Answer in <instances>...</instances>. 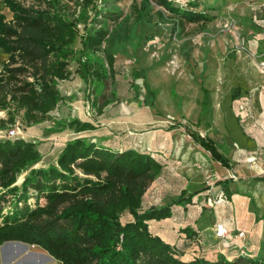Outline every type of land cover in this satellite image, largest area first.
Returning a JSON list of instances; mask_svg holds the SVG:
<instances>
[{"label":"trees","instance_id":"1","mask_svg":"<svg viewBox=\"0 0 264 264\" xmlns=\"http://www.w3.org/2000/svg\"><path fill=\"white\" fill-rule=\"evenodd\" d=\"M177 1L140 0L133 5L132 34L138 25L144 31L139 34L135 51L143 38H154L147 29L159 23L152 19L151 11L156 6L177 17L174 31L185 21L204 23L212 18L209 12L213 7L204 0ZM77 2L81 7L79 15L69 18L60 7L61 0H37L30 4L1 0L7 11L0 10V52L6 55V64L0 68V110L5 112V116H0V130L14 125L19 113L26 125L49 118L62 99L60 81L72 76L69 65L73 59L78 63L77 74L87 84L96 82L104 89L108 82L116 81V54L129 55L127 36L121 42L124 27L110 33L108 19L118 22L114 15L120 8L115 0ZM156 11L161 20L167 19L160 8ZM79 23L83 24L82 30ZM140 73L128 74L134 98L155 108L157 89ZM140 77L143 90L135 80ZM202 90L201 114L208 115L211 94L207 87ZM110 92L111 96L93 99L97 114L104 113L106 106L118 99L116 90ZM239 96L240 90L235 88L232 99ZM157 113L162 114L159 109ZM200 122L195 125L200 126ZM206 124L210 126V122ZM57 125L69 126L76 132L95 127L79 118L58 121ZM187 130L196 143L210 152L212 159L233 167L228 144L218 132L202 136L199 131L189 127ZM151 151L105 146L93 137L77 135L67 140L55 162L36 167L42 158L36 141L1 137L0 245L6 241L37 245L59 264H264L262 246L255 255L218 252L214 258L199 254L188 259L182 246L172 245L153 233L151 220L172 217L174 205L184 206L209 186L187 195L182 190L166 206L140 210L144 194L164 171L160 156ZM255 178L264 180V175ZM231 181L233 178H225L216 183L228 187ZM227 197H231L230 192ZM124 214H130L132 219L123 221ZM182 228L193 244L200 245L198 231L189 225Z\"/></svg>","mask_w":264,"mask_h":264},{"label":"rangeland","instance_id":"2","mask_svg":"<svg viewBox=\"0 0 264 264\" xmlns=\"http://www.w3.org/2000/svg\"><path fill=\"white\" fill-rule=\"evenodd\" d=\"M20 1L30 4L37 0ZM204 1L213 7L209 12L212 18L204 23L185 21L184 25H178L177 31L172 30L177 17L163 7H154L152 19L159 23L153 29H147L154 38H143L140 48L135 51L139 34H144L140 25L132 34L133 5L139 4L140 0H115L120 9L114 16L119 21L108 19L110 33L124 27L121 42L127 36L129 52V55L116 54V81L108 82L104 89L96 82L87 84L76 72L78 63L71 60L72 76L60 81L62 99L51 116L26 125L22 114H17L21 134L15 137L38 143L42 154L39 166L55 162L67 140L80 134L98 137L97 141L101 136L113 140L140 137L143 147L148 146L147 150L151 149L150 142L157 141L161 150L170 153L171 163L168 171L159 176L144 194L140 210L166 206L182 190L187 195L209 186L199 195L200 198L196 195L184 206L172 207L173 211L176 209V222L180 219L184 221L182 225L187 222L200 229L209 228L202 232L210 233L211 249L239 240L241 247L250 252L255 253L262 246L264 255V180L255 178L264 175V156L259 158V150L262 151L264 145L257 147L252 140L248 143L241 141L242 134L250 138L258 130L264 134V0ZM61 2L65 16L74 18L79 15L81 7L77 0ZM156 8H160L167 19L161 20ZM0 10L7 11L1 0ZM89 14L92 15L93 11L90 10ZM78 26L82 30L83 24ZM5 59L6 55L0 52V68L6 64ZM133 71H140L151 87L157 89L155 108L140 104L134 98V89L128 78ZM135 80L143 90V79ZM203 86L211 94L212 107L208 115L206 112L201 114ZM235 88L240 90L236 100L232 99ZM113 90L117 91L118 99L106 106L104 113L97 114L93 99L100 95L99 99L111 96ZM157 109L162 114L157 113ZM0 116H5V112L0 110ZM72 118L91 120L99 125L98 130L78 133L69 126L58 127V121L68 122ZM199 120L200 126L197 127L195 123ZM207 122H210L209 127ZM56 126V131H50ZM188 127L199 131L202 136L206 132L213 135L218 132L228 144L226 148L233 167H225L212 159L210 152L193 140ZM6 131L0 132V138ZM225 178H233L228 187L216 183ZM160 184L165 189H160ZM227 188L231 193L229 198ZM189 207L196 211L193 216L184 218L182 211ZM128 219L132 216L124 214L122 220ZM219 219L227 223L228 232L224 238L215 235V224ZM182 225H176V228L186 235ZM151 228L154 233L153 226ZM241 231L243 235H240ZM173 239L174 243L164 240L179 247L184 245L183 238L174 235ZM1 245L0 261L4 264H59L43 248L38 250L20 241H6ZM8 248L14 250H4ZM192 252L189 250L187 254L194 255ZM204 252L201 250L200 254ZM211 252L209 250L206 255L210 256Z\"/></svg>","mask_w":264,"mask_h":264},{"label":"crops","instance_id":"3","mask_svg":"<svg viewBox=\"0 0 264 264\" xmlns=\"http://www.w3.org/2000/svg\"><path fill=\"white\" fill-rule=\"evenodd\" d=\"M5 55V54H3ZM54 111V110H53ZM52 111V112H53ZM51 112V113H52ZM83 121H90L92 122L95 127L94 129H91V130H88V131H84L85 132H94L96 130H98V126L97 124H95L93 121L91 120H84V119H81ZM3 131V130H0V132ZM78 133H81V132H78ZM80 135H88V134H80ZM93 135V134H92ZM109 136V135H108ZM25 138V137H24ZM98 138V137H97ZM96 137L94 138V140L97 139ZM250 140H252L254 142V145H256L257 147H261L264 145V134L261 133L260 130H258V133L255 132L254 135L252 136V138L249 137V135L247 134H242L241 136V141L242 142H246L248 143ZM99 141L105 145V146H112V147H115V148H127V147H137V148H141V149H145L147 148L148 146H146L145 148L143 147V145L141 144L142 143V138L140 137H134L132 136L131 138L129 139H119V140H113L111 139L110 137L108 138H105V137H99ZM168 143V142H167ZM150 148L153 150V151H156L158 153V156H160L162 162L165 164L164 165V171L162 173L161 176H163V174H165L168 169H169V166H170V161H171V156H170V153L169 152H166L165 150H161V148L159 146H157L158 142L157 141H152L150 142ZM163 146V145H161ZM165 147V146H164ZM158 149V150H156ZM164 149V148H163ZM259 158H262L264 156V148L261 150H259ZM264 158V157H263ZM40 164L38 163L36 165V167H38ZM165 186L163 184H160V189H163ZM165 189V188H164ZM200 198V197H198ZM178 210V209H177ZM183 210V209H182ZM176 211V209H175ZM175 211L173 216L172 217H168V218H163V219H160V220H151V226H153V230H154V233L155 234H158L160 235L163 239H165L166 241H169L171 243H174V235H176V237H179L180 239H184V245L182 246V249H184V251L186 252L185 253V257L186 258H192L193 255H190L187 254V252L189 250H193L192 254L194 255H199L200 254V251L201 250H205V252L203 253L204 256H206L207 258H214L217 256V254H214L213 252L215 250H219V252H223L225 254H228V255H236L238 252H250L247 248H244V247H241V243L239 240H232L230 242V245L228 244L227 246H224V243H223V247L222 248H218V249H211L209 246H210V241L211 239H209L210 237V233H203L202 231H208L209 228H204L202 227L201 229L198 228L195 224H191V223H187L185 222L186 224L182 225L181 223H184V221H181L180 219L176 222V218L174 216H176L175 214ZM195 209L194 208H187V209H184L182 212H183V217L186 218V217H191L194 215L195 213ZM219 220H222V219H219ZM170 223H173L172 225H170ZM189 224V226H191L194 230L198 231L200 235H202V237L199 238L200 240V245H195L193 244V242H191V238L190 237H187V235L184 234V232H178L177 230V226L176 225H182L181 227L185 226ZM203 233V234H202ZM9 243V242H8ZM232 243V244H231ZM33 247H35L36 249L38 250H43L42 248H40L39 246L37 245H31ZM2 245H0V250L1 249ZM38 247V248H37ZM5 251L6 250H14L13 248H8V249H4ZM211 250L213 252H211V255L208 256L206 255L208 253V251ZM256 253V252H255ZM255 253H250V255H255ZM0 264H4L3 262L1 263L0 261ZM8 264V263H7Z\"/></svg>","mask_w":264,"mask_h":264},{"label":"built area","instance_id":"4","mask_svg":"<svg viewBox=\"0 0 264 264\" xmlns=\"http://www.w3.org/2000/svg\"><path fill=\"white\" fill-rule=\"evenodd\" d=\"M262 66H263V71H264V61L262 62ZM20 126H21L20 123L18 121H16V123L14 125L10 126L7 129L4 137L14 138L16 135L21 134ZM227 232H228V227H227L226 221L218 220L215 224V235H216V237L224 238V237H226ZM243 233L244 232L241 231L240 235H243Z\"/></svg>","mask_w":264,"mask_h":264},{"label":"bare ground","instance_id":"5","mask_svg":"<svg viewBox=\"0 0 264 264\" xmlns=\"http://www.w3.org/2000/svg\"><path fill=\"white\" fill-rule=\"evenodd\" d=\"M1 136V135H0Z\"/></svg>","mask_w":264,"mask_h":264}]
</instances>
